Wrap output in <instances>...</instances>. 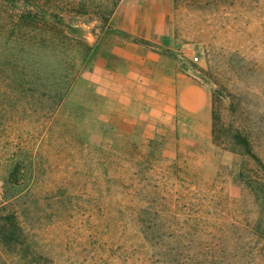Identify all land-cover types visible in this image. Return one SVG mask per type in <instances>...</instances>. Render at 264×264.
<instances>
[{
	"label": "rangeland",
	"instance_id": "rangeland-1",
	"mask_svg": "<svg viewBox=\"0 0 264 264\" xmlns=\"http://www.w3.org/2000/svg\"><path fill=\"white\" fill-rule=\"evenodd\" d=\"M231 130L264 165V0H0V264H264Z\"/></svg>",
	"mask_w": 264,
	"mask_h": 264
},
{
	"label": "trees",
	"instance_id": "trees-1",
	"mask_svg": "<svg viewBox=\"0 0 264 264\" xmlns=\"http://www.w3.org/2000/svg\"><path fill=\"white\" fill-rule=\"evenodd\" d=\"M83 41V40H82ZM83 46L82 47H87V50H89V52L91 51V47L89 46L88 42H82ZM90 60V58H89ZM214 137L217 138L216 134H217V130H218V126L220 123L221 118L214 112ZM231 138L235 141V143L241 147L243 149V151L252 159H254L260 166L261 170H263L264 173V165L261 163L260 159L256 156V154H254L253 150H252V142L249 140V138L244 135L241 131L239 130H231ZM18 172V171H17ZM6 209V207L4 208ZM3 210H0V212H2ZM18 217L16 213H8V214H3L0 215V230H2L3 232H5L6 234L10 233V230H21L19 223H18ZM212 246H206V248L211 251ZM194 256V255H193ZM192 256V258H193Z\"/></svg>",
	"mask_w": 264,
	"mask_h": 264
},
{
	"label": "built area",
	"instance_id": "built-area-1",
	"mask_svg": "<svg viewBox=\"0 0 264 264\" xmlns=\"http://www.w3.org/2000/svg\"><path fill=\"white\" fill-rule=\"evenodd\" d=\"M196 60H198V58H196Z\"/></svg>",
	"mask_w": 264,
	"mask_h": 264
}]
</instances>
